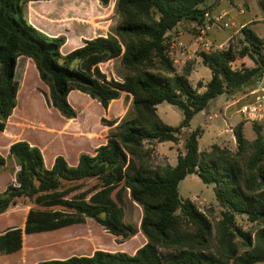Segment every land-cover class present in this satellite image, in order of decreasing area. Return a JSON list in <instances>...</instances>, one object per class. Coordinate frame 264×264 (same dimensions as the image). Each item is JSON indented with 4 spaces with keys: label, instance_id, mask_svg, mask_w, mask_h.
<instances>
[{
    "label": "trees",
    "instance_id": "1",
    "mask_svg": "<svg viewBox=\"0 0 264 264\" xmlns=\"http://www.w3.org/2000/svg\"><path fill=\"white\" fill-rule=\"evenodd\" d=\"M50 1L54 0H0V131L4 132L17 106L16 66L21 57L34 62L48 87L49 107L68 120L77 118L68 99L73 91L106 110L122 94L132 104L122 119L108 121L112 129L106 143L93 156L80 155L76 166L58 156L48 169L40 148L18 141L9 148V157L17 162L14 178L8 159L0 153V177L5 181L0 215L20 201L29 207L23 228L0 233V254L22 251L25 235L53 232L91 219L119 238L118 244L139 232L146 243L133 255L97 250L90 256L37 264H264V136L259 124H253L254 141L246 139L243 122L234 129L236 152L218 145L201 152L203 130L188 132L185 152L175 167H150L145 149L146 143H179L194 116L212 102L251 91L264 75V37L244 27V46L238 53L231 45L222 51L202 52L199 56L212 77L199 93L202 83L194 88L189 80L191 65L177 71L168 35L183 21L202 23L210 12L207 0H117L123 22L113 34L87 40L67 54L62 53L64 37H50L25 19L27 3ZM96 1L103 6L110 3ZM238 58H249L256 66L233 69ZM117 60L124 73L120 81L101 69L102 64ZM164 102L182 110L179 127L166 124L158 115L157 106ZM190 175L214 186L223 208L216 223L193 201L181 197L180 183ZM126 201L142 208L139 229L125 221ZM239 215L257 224L254 238L238 227Z\"/></svg>",
    "mask_w": 264,
    "mask_h": 264
},
{
    "label": "rangeland",
    "instance_id": "2",
    "mask_svg": "<svg viewBox=\"0 0 264 264\" xmlns=\"http://www.w3.org/2000/svg\"><path fill=\"white\" fill-rule=\"evenodd\" d=\"M116 3L117 0H110L107 6L101 5L96 0L30 2L24 6V15L27 21L31 20L30 13L35 14L37 12V14H42V17L40 15L39 17L43 19L47 15L52 20L50 22L53 25L71 35L87 36L89 38L96 35L110 36L113 34L114 29L123 22V18L117 11ZM207 4L210 6L211 14L227 13L230 22L233 24L229 29L216 28L206 36V39L211 41L214 46L223 44V49H228L231 45L238 53L244 46V36L242 33L244 27L254 31L258 37H264V0H207ZM184 23L190 28L188 32L194 36L197 32L194 27L189 22L185 21ZM196 36L198 37V35H195V38H193L194 42L197 40ZM175 37V33L169 34L168 43L170 44V53L171 51L174 52L172 57L177 71L181 73L185 66L192 64V60L183 64L181 60L177 59L175 49H172ZM215 37L218 38L215 40ZM197 43L194 56H199L206 49L204 42L197 41ZM62 52L65 54L66 49L63 48ZM261 53L264 56V49ZM17 64L16 80L20 84L19 108L11 119V123L17 122L15 126L20 129V135L17 137V140L27 138L33 140V142L45 143L49 139L48 145L52 148L50 152L46 153L45 151V160L49 162L51 154L56 153L59 149L63 153H66L68 160L71 161L73 156L91 152L90 148L95 146L91 147L90 144L95 139L97 143H100L101 139H107L112 128L108 125L109 118L102 116L103 107L98 102L92 100L87 95L74 91V94L68 99L71 106L77 111V119L70 121L49 107L46 96L49 94V89L40 80L34 62L27 57H21L18 59ZM255 66L254 62L249 58H238L232 64L233 69L236 70L253 68ZM101 69L109 78L119 81L123 78L124 73L119 60L102 64ZM199 70L202 71L201 75L196 72L191 78L192 85L196 87L199 82L204 83V81L211 78V72L206 66L201 64ZM199 76L201 78L198 82ZM262 79H264V75ZM249 92V90H246L233 96H221L217 104L212 102L209 108L194 116L190 123L192 130L198 127L205 128L208 125L211 135L218 133L216 134L219 137L217 140H209L206 134L200 141L202 148L206 146V143H210L211 141L213 145H218L232 152L238 150V144L234 136L236 126H231L229 122L228 124L225 123L220 115L224 111L228 112L229 115L238 114L239 107L251 100ZM127 102L126 100L124 101V108L128 106ZM119 106L120 104H116L112 111L117 110ZM158 107L161 118L166 124L173 127L181 125L183 113L179 107L167 102L162 103ZM130 108L131 106L128 107V109ZM208 117H212V119ZM240 119L241 115H236L233 123L238 122ZM241 122L247 123L243 119H241ZM260 126L262 127V134L264 136V123L260 124ZM188 130L190 128L184 129L181 141L173 146L177 155L185 152L184 144ZM243 131L246 139L249 141H253L256 138L253 127L251 128L250 125H247ZM91 139L93 140L91 141ZM170 143L172 144V142ZM41 146L43 147V144ZM156 146V142L145 144V149L149 154L148 163L152 168L168 164V158L158 153ZM167 147H160V149L162 152H168L169 149ZM1 152L6 159L8 158L7 168L11 169L10 173L14 177V174H16V160L9 157V152ZM4 172L6 173V170ZM13 181L15 183V179ZM4 182L2 177H0V190H2ZM179 188L181 197L193 201L201 212L209 216L213 223L221 219L223 208L216 200L213 185H206L196 175H190L180 183ZM26 207L25 203L20 201L14 207L15 209L13 208L18 211L13 213L19 212V215H22L25 213ZM209 210L212 211V214H209ZM125 211L126 223L132 224L139 229L143 215L142 208L137 204L126 201ZM236 223L238 227L243 229L244 232L251 234L254 238L258 228L257 224L251 223L246 216L242 215L236 217ZM1 224L2 222H0ZM17 224L23 228L25 222L21 224L18 220ZM142 238L145 237L139 232L135 239L125 245H120L117 243L119 238L109 234L94 220L88 219L84 224L74 225L65 229L25 235L23 256L19 254H0V257H4L3 259L6 257L0 263L20 264L22 262V264H37L45 260L67 259L73 256H90L97 250L132 253L130 248L140 244ZM236 241L239 242L240 240L237 239Z\"/></svg>",
    "mask_w": 264,
    "mask_h": 264
},
{
    "label": "crops",
    "instance_id": "3",
    "mask_svg": "<svg viewBox=\"0 0 264 264\" xmlns=\"http://www.w3.org/2000/svg\"><path fill=\"white\" fill-rule=\"evenodd\" d=\"M50 2H53V1H50ZM32 3H41V2H32ZM37 12H35V14L33 13H30V16H31V20L29 19L28 22H30L31 25L33 26H36V29L40 30L41 32L45 33L46 35L50 36V37H64L65 40H66V43L65 45L63 46L64 49H66V53H69L81 46L84 45L85 41L87 40H90L92 38H95L97 36H104V37H107V35H96L94 37H87V36H77V35H71L69 33H66L65 31L63 30H60L59 28H57L55 25H53L50 21H52L51 19H49L46 15H44L45 19L43 18H40L42 17V14H37ZM40 15V17H39ZM185 22V21H184ZM184 22H181L179 23L175 28L174 30H172L169 34H172V33H175L176 34V37H175V42L177 40H179L177 43H175V53L177 55V59L181 60L183 64H186L187 61H191L192 60V64H191V67H192V73L189 77V80L192 84V81H191V78L195 75L196 72H198L199 75H201L202 71L199 70V67L202 63V59L200 56H194L195 54V48L197 47L198 43H197V40H195L194 42V39L195 38V35H198V33L196 32V34L194 36H192L188 30L190 29L186 23ZM186 22H189V21H186ZM190 25L193 26V23L189 22ZM197 37V36H196ZM218 37H215V40L217 39ZM214 40V41H215ZM63 48H62V51H63ZM63 53V52H62ZM174 54V52H173ZM172 54V55H173ZM195 57V58H194ZM110 62H114V61H110ZM109 63V62H108ZM106 64V63H105ZM17 67H18V64L16 66V70H17ZM201 71V72H200ZM104 72V71H103ZM109 75V74H108ZM212 77V75H211ZM200 76H199V79H198V82L200 80ZM211 80V78L207 81H204V83H202V87L199 89V93H203L205 91V87L206 85L208 84V82ZM197 82V83H198ZM194 88H196V86L192 85ZM74 92V91H73ZM73 92L70 93L69 95V98L71 97L72 94H74ZM19 93L20 91L18 92V96H17V106L16 108L14 109L11 117L8 119V121L6 122V128L4 130V132H1L0 131V153L2 154L1 151H4V152H9V148L10 146L15 143V142H18V141H27L29 144L31 145H34V146H37L38 148H40V150L42 151L43 153V156H44V161H45V165L48 169H50L53 164H54V161L56 159V157L58 156H63L67 162L69 163L70 166H76L78 161H79V157L80 155H76V156H73L71 161L68 160V157H67V154L66 153H63L62 151H60V149L56 152V153H52L51 154V159L49 162H47V160H45V151L46 153L47 152H50L51 148L52 147H49V139L46 140L45 143L43 142H33V140L31 139H19L17 140V137H19L20 135V129H18L16 126H15V123L17 122H13L11 123V119L13 118L14 116V113L17 111V109L19 108ZM81 93V92H80ZM85 95V94H84ZM128 101V106L126 108H124V101ZM220 100V98H218L217 100H215L213 103L217 104V102ZM99 104V103H98ZM116 104H120L119 108L117 110H115L114 112L112 111V109L114 108V106ZM132 104V99H126V95L125 94H122L121 98L119 100H115V101H112L108 107V109L106 110L105 108H103V113H102V116L105 117V118H109L108 120L109 121H113L115 119H122L126 112L129 110L128 107L131 106ZM161 105V104H160ZM159 106V105H158ZM157 106V113L158 115L160 116L161 118V113L159 112V107ZM75 109V108H74ZM54 110V109H53ZM56 111V110H55ZM77 112V111H76ZM236 115H238L237 113L236 114H233V115H229L228 112L224 111L220 117L222 118V120L228 124V122L231 124V126H238L239 124H241V119L238 121V122H234V119L236 117ZM119 117V118H118ZM77 119V118H76ZM162 119V118H161ZM75 120V119H74ZM74 120H70V121H74ZM163 120V119H162ZM14 121V119H13ZM164 121V120H163ZM165 122V121H164ZM247 125H250L251 128L253 127V124L251 123H244L243 124V130L245 129V127ZM202 130H203V135L202 137L199 139V148H200V151L203 152L202 150L204 151H209L210 150V146H213V142L210 141V143H206V146L204 148L201 147L200 145V141L201 139L207 134V136L209 137V140H217L219 137L218 133L216 134H212L211 135V131L209 129V126L207 125V127L203 128V127H200ZM194 130V129H193ZM254 130V129H253ZM184 131V130H183ZM192 131L191 129V126H190V130H188V132ZM215 133V132H214ZM244 133V131H243ZM212 136V137H211ZM235 136V135H234ZM93 138V137H92ZM93 139H91L92 141ZM208 140V141H209ZM255 140V139H254ZM253 140V141H254ZM107 141V139H101L100 143L96 142V139L95 141H93L90 145L91 147L93 148H90V151L91 152H87V154L89 155H95L96 153V150L99 146L105 144V142ZM207 141V142H208ZM43 144V147L41 146ZM98 144V145H97ZM90 145H88V147H90ZM165 146H168L167 148L169 149L168 152H162L160 147H165ZM173 146H175V143H170V142H164V143H157V146H156V151L160 154H163L164 156H166L168 159H167V162L168 164L171 166V167H175L177 165V162H178V156L180 155H177L175 152L176 150L173 148ZM181 154H184V152H182ZM82 155V154H81ZM8 159V158H7ZM49 163V164H48ZM26 207V206H25ZM15 209V208H14ZM14 209H11L9 210L8 212L0 215V222H2V224L0 225V233L4 232L5 230H7V228H12V227H19L18 226V220L20 221V223H24L25 220H26V216H27V213L29 211V207H26L25 208V213L22 214V215H19V212L18 213H13L15 211H18V210H14ZM21 216V217H20ZM21 228V227H20ZM139 234V233H138ZM137 234V235H138ZM136 235V236H137ZM135 236V237H136ZM132 238L131 240L135 239ZM129 240V241H131ZM128 241V242H129ZM126 242V243H128ZM126 243H123V244H120V245H125ZM146 241H145V238H142L141 241H140V244L138 245H135L134 247H131L130 251L132 253H128L130 255H133L135 254V252L143 247L145 245ZM25 247V239H24V246H23V249ZM23 249L22 251L18 252V253H15V254H19L21 256L22 255V252H23ZM10 255H14V254H10ZM4 256V255H3ZM4 257H0V261L1 260H5L3 259ZM0 264H9V263H4V262H1ZM22 264V262L20 263Z\"/></svg>",
    "mask_w": 264,
    "mask_h": 264
},
{
    "label": "built area",
    "instance_id": "4",
    "mask_svg": "<svg viewBox=\"0 0 264 264\" xmlns=\"http://www.w3.org/2000/svg\"><path fill=\"white\" fill-rule=\"evenodd\" d=\"M233 26L228 18L227 13L211 14L210 12L204 15L202 23H193L194 29L198 33L197 41L204 42L205 52L210 51H222L223 44L214 46V44L206 39V36L211 33L214 29H229ZM175 48V42L172 49ZM216 48V49H213ZM173 51H171V55ZM251 100L242 104L238 109V114L241 115L243 121L251 124H262L264 123V79L256 81L255 86L249 92ZM212 119V117H208Z\"/></svg>",
    "mask_w": 264,
    "mask_h": 264
}]
</instances>
